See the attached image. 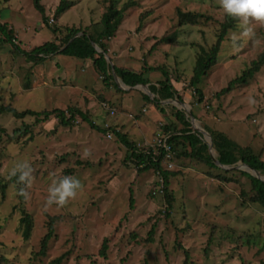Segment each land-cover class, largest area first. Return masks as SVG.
Listing matches in <instances>:
<instances>
[{
	"label": "rangeland",
	"instance_id": "374dc122",
	"mask_svg": "<svg viewBox=\"0 0 264 264\" xmlns=\"http://www.w3.org/2000/svg\"><path fill=\"white\" fill-rule=\"evenodd\" d=\"M67 1L73 6L57 18L61 0H41L45 25L32 0H0V22L13 29L17 45L28 52L46 42L61 43L67 28L86 30L99 24L110 4V0ZM129 1L119 0L118 8ZM133 1L136 6L125 13L109 41L107 61L137 72L154 69L147 74L151 84L165 80L166 73L180 90L185 108L176 99L162 103L166 117L150 101L155 96L147 86L128 88L117 76V85L107 84L94 59L56 54L36 64L1 34L0 105L18 112L77 108L98 127L127 134L139 150L157 155L151 145L166 133L165 128L171 124L181 128L174 118L177 109L190 120L193 132L204 133L208 146L209 130L219 131L255 155L262 153L264 161V66L247 84L221 94L264 52V24L250 21L254 35L238 45L230 39L239 31L237 26L227 34L218 62L199 85L203 94L199 102L190 81L200 48L209 51L217 44L225 17L218 0ZM178 10L209 20L180 26ZM175 31L179 32L175 43H158ZM85 148L89 155L82 157ZM128 152L112 130L104 134L79 116L72 126H62L54 116L39 122L33 116L0 115V264H52L61 256V264H183L185 251L191 264H264V207L250 201L254 192L246 177L234 173L229 177L237 181L225 183L217 178L225 175L224 168L212 169L196 158L178 156L183 148L177 147L173 158L162 162L163 169L173 174L168 186L173 203L168 209L161 174L153 169L138 172ZM202 156L217 158L213 145ZM21 161L32 168L26 186L7 178L9 168ZM243 165L239 162L229 169L256 176ZM62 175L78 178L81 188L66 205L45 209L48 185ZM258 175L264 180V174ZM20 187H25L27 199H20ZM24 213L32 219L27 240L21 223ZM51 218L55 234L42 255ZM150 238L152 242L147 241ZM105 239L109 247L104 259L100 251Z\"/></svg>",
	"mask_w": 264,
	"mask_h": 264
},
{
	"label": "trees",
	"instance_id": "16d2710c",
	"mask_svg": "<svg viewBox=\"0 0 264 264\" xmlns=\"http://www.w3.org/2000/svg\"><path fill=\"white\" fill-rule=\"evenodd\" d=\"M35 8L42 15L43 23L47 25V17L45 16V8L41 4V0H32ZM119 0H110V4L103 14L102 19L99 24L93 25L90 29L82 30L80 28H67V35L64 37V40L61 43L55 41L46 42L41 46H37L28 52L20 49L16 43L15 35L13 29L9 28L8 24L0 22V34L4 37V41L13 47L17 52L23 53L24 56H27L29 59L37 63L44 62L46 59H49L51 56L56 54H63L69 57H74L78 59H94L95 68L101 73L104 81L107 84L111 82L115 85V77L117 76L122 83L130 88H135L137 86H146L149 85V90L151 94L155 95L153 102L156 106L162 108L161 101L174 100L178 96L177 90L173 87L168 75L165 73V80L158 82L157 84H151L147 74L153 71L152 68H144L143 71L137 72L127 68H122L118 66H111L106 59V54H108V45L107 42L110 41L118 31L121 23L124 20L125 13L130 10L132 7L136 6V2L130 0L126 2L121 8H118ZM73 6L71 2L67 0H61L59 6L56 9L55 16L58 18L62 16L68 9ZM179 18V25H195L200 22L201 19L209 20L200 13H184L181 10L177 12ZM238 21L225 14L224 22L220 26V31L218 33L217 44L212 47L209 51H206L203 47L200 48V53L197 56L193 76L190 81V87H192L196 94L200 95L199 102H202V92L199 88V85L203 81L204 77L208 75V71L216 65L218 62V55L221 51L223 42L227 34L235 30ZM142 27V26H141ZM53 32L56 34L58 28L53 29ZM179 32L175 31L171 36L163 37L159 40L158 43L161 44H171L177 41ZM99 49L101 53L97 52L96 49ZM264 66V52L259 56V58L253 61L250 67L244 71L243 75L230 82L229 86L224 89L221 94H228L232 88L236 85H245L249 80H252L256 74H258L262 67ZM148 96L146 95L145 98ZM178 100L181 101L179 97ZM2 114H12L16 118H25L26 116H33L37 118V121H47L50 117L54 116L58 119L59 123L62 126H72L75 118L79 116L82 121L87 122L91 128L97 129L104 134L107 131L112 130L118 140L129 150L127 158L131 159L138 166V172H144L149 169L157 171L162 176L163 189L162 192L165 193V197L168 202V209H171L173 198L169 195V180L170 176L173 175L171 172L163 169L162 162L164 161L165 153L161 151V154L154 155L152 150L149 152H144L139 150L136 147V143L129 140L127 134H123L112 128H100L98 127L88 116L87 113H83L77 108H69L66 111L61 109H54L52 111L44 112H34L32 110H26L23 112H18L15 108L11 106L0 105V115ZM43 117V118H41ZM175 121L181 125V128L177 127L176 124L170 125V127L165 128V134H170L168 139L169 144L171 145L173 151H176L177 147L183 148L178 156L186 158H196L199 161L206 162L208 166L212 169L220 170L211 156L203 157L202 155L208 154L209 146L202 139L201 134L193 132L190 120L186 117L184 112L175 109L174 113ZM209 133L212 138L213 147L217 154V160L220 165L233 167L239 162L247 165L251 169L264 174V161L262 160V153L255 155L249 148H242L225 134L219 131H210ZM189 148L188 150H185ZM225 175H218L217 178L225 183L236 182V179H233L232 176L234 173H240L246 177L251 185L254 192V196L250 198L252 203L259 204L264 207V181L256 178L255 176L244 172L238 171L235 168H230L229 170H224ZM11 181H17L16 177L10 178ZM18 182V181H17ZM20 183V182H18ZM2 194H5V186L1 187ZM244 195V192H242ZM20 199H23V195H19ZM134 199L131 194V206H133ZM24 217L21 219L23 226L24 238L27 240L30 237L32 230V219L31 217L24 213ZM155 228L153 227L149 235L152 236ZM55 227L54 219L51 218L48 226V233L42 241V249L40 254L44 255L47 248L48 242L51 238L54 237ZM152 242V238L147 240ZM108 241L104 240L100 256L102 258H107L108 250ZM64 259V256L54 260L52 264H61ZM183 264L190 263V254L185 251V261Z\"/></svg>",
	"mask_w": 264,
	"mask_h": 264
},
{
	"label": "clouds",
	"instance_id": "9594fccd",
	"mask_svg": "<svg viewBox=\"0 0 264 264\" xmlns=\"http://www.w3.org/2000/svg\"><path fill=\"white\" fill-rule=\"evenodd\" d=\"M219 7L223 13L238 21V32H234L230 37L233 45H238L239 41L244 38L251 39L254 35V29L250 21H258L264 24V0H218ZM252 100L249 98V103ZM89 150L84 149L82 157H87ZM32 168L27 161L14 163L9 168L7 178L16 177V180L23 185L30 183ZM81 188V181L70 175L53 177L47 188V195L44 200V207L55 205L61 207L66 205L70 200L76 197L78 190ZM19 194L25 199L28 193L25 187L19 188Z\"/></svg>",
	"mask_w": 264,
	"mask_h": 264
},
{
	"label": "built area",
	"instance_id": "2783aa9c",
	"mask_svg": "<svg viewBox=\"0 0 264 264\" xmlns=\"http://www.w3.org/2000/svg\"><path fill=\"white\" fill-rule=\"evenodd\" d=\"M110 113L112 115L115 114V111H110ZM112 135L109 133L108 134V138H111ZM170 137V134H164V135H160V137H158V139H156L155 144L151 145L153 146V149L155 148V150H158V155L161 154V151H163L165 153L164 155V160L165 162L170 161L173 158V149L171 147V145L168 142V139ZM154 155H157V153H155V151H153Z\"/></svg>",
	"mask_w": 264,
	"mask_h": 264
},
{
	"label": "water",
	"instance_id": "95a60500",
	"mask_svg": "<svg viewBox=\"0 0 264 264\" xmlns=\"http://www.w3.org/2000/svg\"><path fill=\"white\" fill-rule=\"evenodd\" d=\"M97 50H98V52L99 53H101V51L97 48ZM106 56V59L109 61V59H108V56H107V54L105 55ZM113 66V65H112ZM117 80V79H116ZM130 88V87H129ZM181 103V102H180ZM182 104V103H181ZM183 106H184V104H182ZM185 107V106H184ZM192 120H195L193 117H192ZM198 133L199 134H204L202 131H198ZM209 136V138H210V135H208ZM212 145H213V142H211V144H209V148H211L212 147ZM212 159H213V161H214V163L217 165V166H219V167H221V168H224L225 170H229V167L228 166H222V165H220V163H219V161L214 157V156H212ZM243 166H245L246 168H248V169H250V170H252L253 172H255L256 173V178H258V179H260L261 181H264L261 177H259V172H257V171H255V170H253V169H251L250 167H248L247 165H243Z\"/></svg>",
	"mask_w": 264,
	"mask_h": 264
},
{
	"label": "crops",
	"instance_id": "0c3cea01",
	"mask_svg": "<svg viewBox=\"0 0 264 264\" xmlns=\"http://www.w3.org/2000/svg\"><path fill=\"white\" fill-rule=\"evenodd\" d=\"M108 44H109V41L107 42V45H108ZM108 51H109V46H108ZM149 80H150V79H149ZM150 83H151V82H150ZM146 86H147V87H148V89H149V85H146ZM128 88H129V87H128ZM176 90H177V92H178V96L175 98V99H176V101H177V102H178V103H179V104H180L182 107H184V106H187V104H185L186 102H185V103H184V102H182V98L180 97L181 95H180V93H179V92H180V90L178 91V88H177ZM149 91H150V90H149ZM154 96H155V95H154ZM179 97L181 98V101H180V100H178V98H179ZM165 102H166V104H168V103H170V102H173V103H174V102H175V100H174V101H171V100L161 101V103H160V104L162 105V103H165ZM180 102H181L182 104H184V106H183V105H182ZM173 105H174V104H173ZM155 106H156V105H155ZM156 108H159V109H160V110H159V112H160L161 114H165V115H166V117L168 116V115H167V110L163 109V107H162V108H160V107L156 106V107H155V109H156ZM184 108H185V107H184ZM164 120H165V119H164ZM160 121H162V122H163V120H160ZM158 122H159V121H158Z\"/></svg>",
	"mask_w": 264,
	"mask_h": 264
}]
</instances>
